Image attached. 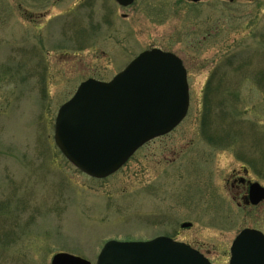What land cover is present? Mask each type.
Returning a JSON list of instances; mask_svg holds the SVG:
<instances>
[{"label":"rangeland","instance_id":"rangeland-1","mask_svg":"<svg viewBox=\"0 0 264 264\" xmlns=\"http://www.w3.org/2000/svg\"><path fill=\"white\" fill-rule=\"evenodd\" d=\"M83 1L0 0V264H52L61 252L96 264L108 241L159 236L229 264L241 230L264 232V204L238 208L225 180L245 168L264 185V0H163L162 21L143 1L127 19L113 0ZM154 48L185 65L187 118L122 171L90 179L55 144L60 106Z\"/></svg>","mask_w":264,"mask_h":264},{"label":"water","instance_id":"water-1","mask_svg":"<svg viewBox=\"0 0 264 264\" xmlns=\"http://www.w3.org/2000/svg\"><path fill=\"white\" fill-rule=\"evenodd\" d=\"M189 108L183 61L173 53L153 49L139 55L110 82L90 79L82 83L61 106L54 138L73 166L92 178L105 179L123 168L145 144L175 130ZM250 200L253 205L264 200V188L258 183L251 185ZM189 227L191 224L183 225ZM230 252V264H264V234L243 230ZM51 261L91 264L68 253L56 254ZM96 264L211 263L190 246L159 237L146 243L110 241Z\"/></svg>","mask_w":264,"mask_h":264},{"label":"flooded vegetation","instance_id":"flooded-vegetation-1","mask_svg":"<svg viewBox=\"0 0 264 264\" xmlns=\"http://www.w3.org/2000/svg\"><path fill=\"white\" fill-rule=\"evenodd\" d=\"M62 1V0H58ZM95 0H84L82 4H87L89 7L94 5ZM115 5L120 7L123 11H125L122 16H124V19H127L128 13H126V10H131L133 7L136 6L139 1H143L141 3L140 11L143 12L147 18L154 20L157 18V20H161L165 18V14H167L168 9H166L168 6V3H164L163 0H160L159 2H154V0H113ZM208 0H178L175 4V9L188 7L189 5H198L201 3H205ZM223 2H227V0H222ZM230 2H234L236 0H229ZM130 2V3H129ZM129 3L128 5H125ZM81 5V2L78 4ZM77 6V5H76ZM78 7V6H77ZM116 10V7H115ZM115 12V11H114ZM114 16V15H113ZM106 18V17H105ZM157 140H154L152 142H155ZM151 142V143H152ZM149 143V144H151ZM148 144V145H149ZM148 145L144 146L142 149L147 147ZM141 149V150H142ZM140 150V151H141ZM249 170L248 169H240L236 170L234 169L229 177L226 180L227 186L232 190L231 194V201L238 207L242 209H257V207H260L262 204H264V200L260 202L258 205H253L250 200L251 196V185L253 183H258L262 187H264L263 183L259 182L258 180H251L249 178Z\"/></svg>","mask_w":264,"mask_h":264},{"label":"trees","instance_id":"trees-1","mask_svg":"<svg viewBox=\"0 0 264 264\" xmlns=\"http://www.w3.org/2000/svg\"><path fill=\"white\" fill-rule=\"evenodd\" d=\"M229 63H232L231 62V59L229 60ZM216 76V74H213L212 76H211V78H209L210 80L208 81V83H207V86H206V89H205V97H208L209 96V94H213L215 91H217V90H214V89H212L213 87V82H214V77ZM259 80H260V83L262 82V83H264V76H262V75H260V77H259ZM219 84L216 86V89L219 87L220 88V86H222L223 84H225V81H224V83H221V78H219ZM259 83V84H260ZM213 84V85H212ZM212 90H213V92H212ZM207 100V99H206ZM205 100V101H206ZM208 101V100H207ZM205 104H206V102H205ZM207 106L209 107V113L211 112V108H210V106L207 104Z\"/></svg>","mask_w":264,"mask_h":264}]
</instances>
